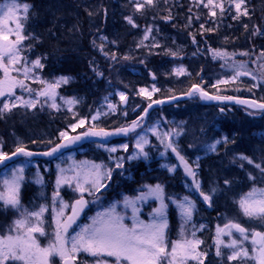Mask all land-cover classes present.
Segmentation results:
<instances>
[{"label": "trees", "instance_id": "obj_1", "mask_svg": "<svg viewBox=\"0 0 264 264\" xmlns=\"http://www.w3.org/2000/svg\"><path fill=\"white\" fill-rule=\"evenodd\" d=\"M25 1L32 7L28 22L23 21V34L28 36L31 33L38 39L25 40L22 55L42 57L44 67L38 69V73L43 80L54 75H65L71 79L55 90L58 108L48 110L42 106L41 100L35 108H15L0 116V138L6 152H11L12 148V144H7L12 136L11 130L22 136L26 148L46 149L53 143L43 138L46 132L54 135L69 123L87 118L99 103L100 96L116 88L124 91L126 103L117 104L115 114L96 121L97 127L108 131L129 124L151 99L183 94L193 84H199L204 91L214 95L251 97L264 101V89L259 91L252 88L250 79L213 84L210 78L212 73L227 64L245 62L243 69L253 71L257 76L261 74L259 65L264 64V59L257 60V57L264 51V0H246L249 15H240L238 19H233L236 13L231 11L227 0H224L223 15L216 8L215 16H211L209 8L203 4L198 7L199 0H156L153 6H145L141 11L136 10L133 0ZM169 15L172 19H165ZM129 16L134 20L135 27L125 19ZM149 27L152 31L145 39ZM257 28L261 30L259 33L256 32ZM101 37L107 39L102 40ZM27 45L32 46L30 51ZM213 49L228 55L224 59L213 58ZM170 51L177 55H170ZM112 54H115V60L111 58ZM175 67H183L184 73L177 75ZM258 81L259 84L263 83V80ZM149 83L156 84L159 91L154 92L150 99L137 94L138 86ZM26 85L34 91L38 89L35 82H26ZM60 97L75 98L79 102L68 109L63 106ZM154 111L159 115L157 119L167 128L171 117H188L195 127L201 119L205 122L203 126L206 131L214 129L215 125L216 134L223 133L229 141H234L228 144L221 142L216 152L199 159L202 188H206L208 177L220 166L219 159L224 163L223 177L232 181L228 185L230 192L231 189L236 191L242 188V183H250L244 169L236 165L239 161L229 158L230 152L247 155L252 160L258 159L264 166V112L240 105L202 104L195 93ZM195 118L197 121H194ZM204 162L209 173L202 169ZM156 165L154 160L148 166L143 161L130 160L120 169L113 170L111 178L107 180L110 186L106 192L107 198L121 190L140 188L142 181L149 182L153 174H157L163 182L166 199L176 198L180 192L183 193L180 181L184 176L177 170L173 175H167L156 169ZM125 174H129L130 179L124 177ZM222 192L226 195L224 190ZM196 204L193 221L197 224L200 216L204 228L200 226L195 237L202 241L199 250L208 253L205 264H226L225 259L215 256V245L210 237L211 224L216 220L211 218L217 217L216 209L212 207L207 210L198 199ZM167 217L166 239L169 245L170 238H176L175 217L170 205ZM223 252L226 256L227 249L224 248Z\"/></svg>", "mask_w": 264, "mask_h": 264}, {"label": "snow or ice", "instance_id": "obj_2", "mask_svg": "<svg viewBox=\"0 0 264 264\" xmlns=\"http://www.w3.org/2000/svg\"><path fill=\"white\" fill-rule=\"evenodd\" d=\"M156 0H134L135 8L137 11H141L145 6H153ZM246 0H229V3L234 5L236 10V16L233 19H238L240 15L248 16L249 12L245 6ZM203 4L205 8H209L210 15H216V8H219L221 15H223L224 0H199L197 6ZM31 5L24 3L22 6L16 2V0H7V2L0 4V71L3 73V78H0V115L5 112H11L13 109L18 107L24 108H35L39 101V97H45V102L51 100L50 107L58 108L59 106L55 103L56 100V88L61 84H67L70 81V77L61 76L54 82H48L43 80L40 76H32L31 74L36 69H42L44 64L41 62L42 57H37L32 60L29 64L27 57L22 55L23 42L27 39H38L33 34L29 33L28 36L23 35L24 23H21V19L27 23L29 20L28 13L31 9ZM22 8L23 16L17 17L15 20V28L4 27L6 24L12 23V17L16 15ZM92 15V13H89ZM129 24L135 27V22L131 16L125 18ZM167 20H171L172 17L169 15L165 17ZM203 25L201 28L203 29ZM247 28V25H245ZM152 28L146 29L145 39ZM261 30L256 29L259 33ZM14 34L15 39H9V35ZM102 40L107 39L101 37ZM195 42V40H194ZM114 43V42H113ZM139 46V45H138ZM157 47L159 45H156ZM31 45L28 46L30 51ZM103 51V45L100 46ZM213 52V58L224 59L228 54L223 53L220 50H211ZM170 55H177L176 52H169ZM107 56L108 53H105ZM242 55H248V53H242ZM111 58L116 59L115 54H112ZM127 59V57H125ZM264 59V51L260 53L257 60ZM7 61V63L5 62ZM256 61H253L255 63ZM20 65V67H17ZM223 67V65H222ZM233 76L230 80L218 81V83L228 84L235 82L241 76H251L256 80H264V64H260L259 68L261 74L255 75L253 71H241V68L246 67V62L241 63L239 66L232 65ZM22 73L24 79H16L11 76V72ZM185 69L183 67L176 69L177 75L183 74ZM34 79L36 82L46 85L42 90L35 91L37 99H32L31 96L34 92L33 89L25 84V80ZM258 84H253L252 88L258 87ZM19 87L23 91L29 93V99H24L23 96L15 95V89ZM249 89V91L252 90ZM159 91L155 86L152 88V92ZM194 93H199L201 99L204 100H235L239 104L246 105L252 109H256L260 112H264V102L257 100L240 99L231 96L222 95H209L205 92L199 84H193L187 95L192 96ZM139 94L145 97L151 98L152 93L146 88H141ZM120 101L126 103V95L123 92L118 93ZM175 97H170L174 99ZM64 99V98H61ZM107 99V98H105ZM79 101L75 98H68L65 103L73 105ZM162 100L152 101V104L163 103ZM152 104L148 105V108L152 107ZM107 107L115 112L117 105L108 103ZM145 113L148 109L146 108ZM223 111V109H221ZM107 113H101L97 110L96 114L91 117L93 123L88 129L78 135L70 136L68 131H61L59 133L62 143H57L55 147H52L49 151L43 153H33L28 151L24 146H18L14 152L9 155L4 151H0V164L7 160L12 159L17 155L24 157H32L40 154L44 156H53L61 148H66L70 144H74L78 141L84 140L88 137H102L109 138L114 135H128L129 133H135L136 129L139 128L140 119L133 121L130 125L116 128L112 131H108L102 127H97L95 121L101 115ZM126 115V114H125ZM88 121L86 119H80L77 123L70 125L71 131L75 132L77 128L84 127ZM155 131V129H149ZM182 131V130H181ZM181 131L173 130V132H166L163 135L168 137L166 144L167 149H171L173 153L179 158L181 164L184 166L185 172L193 177V184L195 189L199 192V195L203 198V201L211 206L212 196L216 192V189H211V194H206L201 191V185L199 180L196 179L197 173L193 171L188 161L180 154L175 146H173L172 135L176 136L181 134ZM234 143L229 141L228 137H223V143ZM51 143V141H49ZM148 143L146 137L142 134H137L135 147L139 149L136 156H129L128 159H134L139 155L147 156L144 152V145ZM164 143V140H161ZM221 143V140H215L213 143L207 145V152H216L217 145ZM121 147L127 151L128 145L124 144ZM109 152H116L117 148L112 147L108 149ZM123 159L120 158V162L116 164L117 168L123 166ZM200 158L197 157V161ZM241 161H247L248 164H254L251 157L239 154ZM87 165V162H85ZM198 166V164H197ZM241 167L244 165L241 164ZM176 166L173 165L169 168L172 171ZM254 167L259 170L260 179L264 180V166L260 163H255ZM103 165L91 164L87 166L84 171H77L73 179L77 180L74 191L79 192L80 198L75 200L72 204H68L60 196V187L62 184H71V181L63 175L64 169H60V175L56 179V191L53 192L52 196V225L53 228V239L46 246L41 247L37 242L36 235L40 236L47 235L45 231V221L43 215L47 212L48 206L41 205L38 211H28L23 209L20 201V188L22 181L24 180V167H15L11 170V174L5 175L2 180L4 191L0 192V203L4 208H11L20 213L18 219H15L9 228L10 233L7 236H0V264H50V261L54 257H59L62 264H80L78 256L81 253H86L92 257L94 264H162V261L167 260V264H186L188 260L195 261L196 264H205V260L208 257L207 252H201L199 246L202 243L199 239H195L196 233L192 232V239L184 238L181 241H175L171 245L169 250L168 242L166 239V230L168 228L167 220V208L168 204L165 203L164 188L162 185L157 184L155 186L146 185V192H140L135 197H124L125 207H131L133 212V223L132 227H128L123 223L124 217L116 212V203H113L108 209L103 212H98L95 217H92V223L90 225H83L80 227L78 232L74 235L69 233V229L76 223L77 218L83 212L89 201L84 199V193L87 192L89 195L99 192L101 188H105V184L102 183L105 179L111 178L113 169L108 168L102 170ZM81 177L83 180L81 181ZM248 179L255 182L256 177L251 172L248 173ZM37 184H42L43 180L39 175L36 179ZM231 180L225 179L224 184L230 185ZM87 185V187H85ZM149 198H154L159 201V207L154 208L150 213L152 219L149 223H145L137 218L139 209L136 207L137 201H147ZM99 199V198H97ZM172 203L176 204L179 208L181 216L185 223L191 220L193 212L195 210V201L185 196L182 200H173L171 197L167 198ZM118 203V202H117ZM239 207L244 216L252 220H258L261 222V226L264 227V188H258L253 186L252 189L244 194L239 200ZM58 205V207H57ZM71 208V215L65 217V209ZM204 227L203 225L201 226ZM217 239L215 241V256L221 260L226 259L229 264L231 262H238V264H244V262L251 261L253 264H264V231H256L255 229L249 230L240 223L229 221L228 224L224 225L223 228L217 226ZM233 231L239 234L240 239H232L229 243L224 244L223 240L219 237L222 235L232 236ZM183 227L181 229V236L183 237ZM250 241L251 251L245 246V242ZM229 249L230 254L224 256L223 249ZM109 258H114V261H110Z\"/></svg>", "mask_w": 264, "mask_h": 264}, {"label": "rangeland", "instance_id": "obj_3", "mask_svg": "<svg viewBox=\"0 0 264 264\" xmlns=\"http://www.w3.org/2000/svg\"><path fill=\"white\" fill-rule=\"evenodd\" d=\"M134 1V0H133ZM226 1V0H225ZM229 3V0H227ZM7 2V0H0V4H3ZM17 3H19L21 6L24 3H28L25 0H16ZM207 2V0H205ZM29 4V3H28ZM231 11L235 14L236 10L234 5L230 4ZM219 10V9H218ZM3 13H0V16H2ZM23 11L22 8L20 11L16 13L15 16L12 17V23L6 24L4 27H10L15 28V20L17 17H22ZM23 23V20L20 21ZM25 34V33H24ZM23 34V35H24ZM146 34V33H145ZM9 39L14 40L15 35L10 34ZM29 45H27L28 48ZM25 50V47L23 46V51ZM22 51V52H23ZM25 57H27L29 64L32 60H35L37 57H29L28 54H25ZM7 63V61H5ZM238 64V65H237ZM227 64L224 68H221L220 70H217L215 73H212L210 75L211 81L213 84L218 83V81L223 80H230V78L233 76V68L232 65L239 66L240 64ZM17 67H20V65H17ZM179 67H175L174 71L176 72V69ZM241 71H245V69L241 68ZM34 76H39L38 69H36L32 74ZM11 76L16 79H24L22 73L17 72H11ZM65 76V75H54L51 76L49 79L45 80L48 82H54L57 78ZM0 78H3V73L0 71ZM240 78H246L251 80V85L258 84L259 86L255 89L259 91H263L264 89V80L263 83L261 82L259 84V81H254L251 76H241ZM239 78V79H240ZM238 81V80H236ZM35 82V86H38V89H35V91L42 90L46 87V85L41 84L39 82H36L34 79H27L25 80V84ZM220 84V83H219ZM31 85V84H30ZM155 86L156 89H158L157 85L154 83H149V85L144 86H138L137 88V94H139V91L141 88L148 89L149 92L152 94V88ZM30 87V86H29ZM262 89V90H261ZM35 91L33 92L31 98L37 99L35 96ZM123 92V90L116 88L112 91H106L103 95L100 96L99 103L95 106L93 112L86 118L88 123L82 127L77 128L75 132L71 131L70 125L75 124L78 122L76 120L73 123H69L67 127L58 130L56 134L51 135L47 132L45 133L43 138L47 141H51V143L46 149H49L50 147H54L61 139L59 137V133L61 131H68L70 136L78 135L88 129V127L91 126L93 121L91 120V117L96 114L97 110H99L101 113H107L106 115H101L99 118H106L107 115L115 114V112H112L108 107L107 104L110 102L112 104H118V101L120 99L118 93ZM15 95L17 96H23L24 99H29V93L23 91L21 88L17 87L15 89ZM140 95V94H139ZM142 96V95H141ZM152 96V95H151ZM161 97H167V96H161ZM160 97V98H161ZM64 98V99H61ZM107 98V99H105ZM3 99V98H0ZM68 98L60 97V101L62 102L63 106L67 107L68 109H71L72 105H68L65 103V100ZM42 100V101H41ZM39 101H41L42 106H45L48 110H52V107H50V104L52 103L51 100H48L45 102V97H39ZM175 102V101H174ZM124 104V103H123ZM24 109V107H18ZM30 109V108H25ZM3 113L2 115H4ZM1 116V115H0ZM157 111L152 110L148 116H145V120L141 121L140 119V128L135 133H129V136L123 140H112L107 142H102L99 140L93 141L88 140V138L78 141L74 144H70L72 148L69 150H66L65 152L55 154L50 157H24L20 155L18 159L15 161L6 164L2 168H0V192L4 191V187L2 184V180L4 179L5 175L11 174V170L15 167H24V180L22 181L21 188H20V201L23 209H27L28 211H38L41 205H47L48 211L44 213L43 219L45 221V231L47 235L40 236L39 234L36 235L37 242L41 247H46L53 239V228L52 225V196L53 192L56 191V179L57 176L60 175V169H64L63 175L67 177L71 184H62L60 187V196L63 198L65 202L68 204H72L77 197H80L79 192L74 191L76 187L77 180L73 179L77 171H84L86 170L87 166H90L91 164H101L103 165L102 170H106L108 168H111L113 170L120 169L116 167V164L120 162V158L123 159V165L125 163H129L130 160H140L143 161L146 166L149 165L153 160L157 163L155 166L156 169L160 171H164L167 173V175H173L175 173V170L179 171L184 177L180 181L181 183V191L180 195L176 198H172L173 200H182L183 197L187 196L191 200L195 201V210L197 207L196 200H200V203L203 204V207L207 210L214 207L216 209V219L211 224L212 228L210 231V237H212L213 244L215 245V241L217 239V226H220L221 228L224 227V225L228 224L229 221L240 223L241 225L245 226L249 230L255 229L258 231H264V227L261 226V222L258 220H252L248 217L244 216L241 212V209L239 207V200L240 198L249 192L253 186L258 188H264V180L260 179V173L259 170L254 167L255 163H260V160L254 159V164H248L247 161H241L239 159L238 154H233L232 152L229 153V158H234L238 160L239 162L236 164L237 166L241 167L240 165L243 164L244 166L241 167L244 169L245 177L248 179V173L251 172L253 176H255L257 179L255 182L250 181L248 185H245V183L240 184L242 188H238L236 191L231 189L228 185L224 184L225 177V170L223 167V161L219 159L220 166H218L215 171L212 172L207 180L206 188H202V182L201 177H199V167L200 162L197 161V157L204 158L208 156V154H212L213 152H207V145L213 143L215 140H221L223 144V133L216 134L217 126L213 125L214 129L210 131H206L204 129L205 122L200 119V122L197 121L195 118L194 121H197V125H192L189 122L188 117L184 118H169V128L165 127L161 122L157 119L158 117ZM98 118V119H99ZM80 120V119H79ZM138 120L137 116L133 121ZM96 123V121H95ZM25 124V123H23ZM97 125V123H96ZM99 125V124H98ZM196 128V129H195ZM149 129H155V131H150ZM173 130L181 131V134L179 136H176L174 133L171 137L173 146L177 148V150L180 152L182 156L188 161L189 165L192 167L193 171L197 173L196 179L199 180L201 185V191L205 192L206 194H211V189L215 188L216 192L212 196V203L211 206H209L208 203L203 201V198L199 195V192L195 189V186L193 184V177L189 176L185 170L183 164H181L179 158L176 156L175 153L171 151V149L166 148V144L168 142V137H165L163 134L166 132H173ZM11 137L8 139V145L12 144L11 151L17 148L18 146H24L25 147V140L21 139L22 136L19 134L14 133V131H10ZM42 136V133H39ZM137 134H142L146 137L148 140V143L144 145V152L147 153V156L139 155L134 159H128L129 156H136V153L139 152V149L135 147L136 145V138ZM96 138V137H95ZM164 140V143H161V140ZM127 144L128 149L125 151L121 145ZM218 146V145H217ZM5 144L2 143V139L0 138V151L6 152ZM116 147V152H109L108 149ZM26 148V147H25ZM28 149V148H27ZM45 150V149H44ZM35 151V150H34ZM8 153V152H6ZM190 154H193L191 157L188 156ZM190 157V158H189ZM188 158V159H187ZM85 162H87V165H85ZM218 162V163H219ZM198 164V166H197ZM175 165L176 167L169 171V168ZM151 169V168H150ZM203 171L208 172V167L206 163L204 162L202 166ZM210 172V171H209ZM208 172V173H209ZM42 178L43 183L37 184L36 179L37 176ZM127 179H130L129 174L124 175ZM83 180V177H81V181ZM107 180L105 179L102 181V183L105 184V188H101L99 192H95L92 195H89L87 192L84 193V196L88 198L89 205H88V211L85 212L81 218L78 219V222L69 230V233L74 235L75 232H78L80 230V227L83 225H90L92 223V217H95L98 212H103L104 210L108 209L113 203H116V212L124 217L123 223L127 225L129 228L132 227V217L133 212L132 208L125 207L123 201L124 197H135L140 194V192H146L147 188L146 185H152L155 186L157 184H160L164 188V184L161 181L160 177L157 176V174H153L152 178L150 177V181H142L140 188L132 189L130 191H123L117 192L116 195L110 196L107 198L106 192L109 191L110 186L107 185ZM243 182V181H242ZM87 187V185H85ZM226 192V195H223L222 191ZM235 191V192H234ZM234 192V193H232ZM99 198V199H97ZM118 202V203H117ZM165 203L172 206V212L173 216L175 217L174 221V228L176 229V238H170V244L168 245L169 250L171 249V245L175 241H181L184 238L192 239V232L200 231L201 221L200 216H198L197 220L198 223L195 224L193 221V216L190 221L187 223L184 222L179 208L176 206V204L172 203L169 199H165ZM58 207V205H57ZM136 207L139 209L137 215V218L145 223H149L152 219L150 213H152V210L154 208L159 207V201L155 200L154 198H149L147 201H137ZM222 207V209H221ZM70 208V207H69ZM69 208L65 209V215L68 212ZM228 210V211H227ZM167 214H168V208H167ZM20 216V213L11 209V208H4L2 206V203H0V236H7L9 234H15L10 233L9 228L11 227L13 221L15 219H18ZM168 220V217H167ZM183 227V237L181 236V229ZM202 228V227H201ZM204 228V227H203ZM209 237V234H208ZM209 237V238H210ZM221 240H223L224 244L229 243L232 239H240L239 234L235 233L233 231L232 236L228 235H222L219 237ZM195 239L201 240V238L195 237ZM245 246L249 248V251H251V243L250 241L245 242ZM202 252V251H201ZM230 254V250L227 249L226 256ZM225 256V257H226ZM110 261H114V258H109ZM226 260V259H225ZM60 258L54 257L51 259L50 264H59ZM78 261L80 264H94V260L92 257L88 256L86 253H81L78 256ZM226 264H229V262L226 260ZM238 262H231V264H235ZM17 264H21V262H17ZM162 264H167V260L162 261ZM186 264H196L195 261L188 260ZM244 264H253L251 261L244 262Z\"/></svg>", "mask_w": 264, "mask_h": 264}, {"label": "water", "instance_id": "obj_4", "mask_svg": "<svg viewBox=\"0 0 264 264\" xmlns=\"http://www.w3.org/2000/svg\"><path fill=\"white\" fill-rule=\"evenodd\" d=\"M192 88V86L186 91V92H184L183 94H175V95H172L171 97H175L174 99H170V97H164V98H161V99H155V100H162V101H164L163 103H160V104H152V101H155V100H152V101H150L149 103H147L145 106H144V108L141 110V112H140V114L137 116V118H144L152 109H154V108H157V107H161V105H166V104H170V103H172L173 101H176V100H183V98H186V97H188L189 95H187V93L189 92V90ZM205 92H207V91H205ZM208 93V92H207ZM197 94V97H198V99H199V101L201 102V103H203V104H206V103H213V104H217V103H220V104H232V105H235V106H244V107H248V106H246V105H243V104H239V103H237L235 100H223V101H221V100H204V99H201V97H200V95H199V93H196ZM209 95H213L214 96V94H212V93H208ZM217 95V94H216ZM228 96H231V97H237V98H240V99H248V100H255V99H253V98H247V97H242V96H232V95H228ZM261 102H264V101H261ZM149 104H152V107L151 108H148V105ZM148 109V111H147V113H145V109ZM248 108H250V107H248ZM132 122H130L128 125H130ZM127 126V125H126ZM122 127V126H121ZM119 128V127H118ZM118 136H122V137H125V135H114V136H112V137H109V138H107V139H105V138H99V137H96V138H94V137H88V140H93V141H96V140H99V141H102V142H107V140H109V139H111V138H113V137H118ZM127 136V135H126ZM63 141H61L60 143H62ZM55 147V146H54ZM51 149V148H50ZM50 149H48V150H46V151H49ZM65 148H61L58 152H61L62 150H64ZM28 150V149H27ZM15 150H13L12 152H14ZM28 151H31V152H33V153H43V152H46V151H32V150H28ZM12 152H10V153H8L9 155H11V153ZM57 152V153H58ZM56 154V153H55ZM19 155H17V156H15V157H13L12 159H10V160H7V161H5L4 163H2V164H0V166H2L3 164H5V163H8V162H10V161H12V160H14L15 158H17ZM34 156H36V157H46V156H44V155H40V154H37V155H34ZM80 197H78L77 199H79ZM77 199H75V200H77ZM85 200H86V198H84ZM74 200V201H75ZM73 201V202H74ZM88 207V204H87V206L84 208V210H83V212L86 210V208ZM83 212H81V214L83 213ZM81 214L79 215V217L81 216ZM68 215H71V208H70V210H69V212L67 213V215L64 217V218H66ZM78 217V218H79ZM78 218H77V220H78ZM245 227V226H244ZM256 231H258V230H256ZM60 264H62V261H60Z\"/></svg>", "mask_w": 264, "mask_h": 264}]
</instances>
